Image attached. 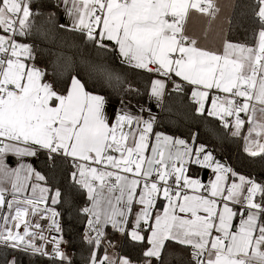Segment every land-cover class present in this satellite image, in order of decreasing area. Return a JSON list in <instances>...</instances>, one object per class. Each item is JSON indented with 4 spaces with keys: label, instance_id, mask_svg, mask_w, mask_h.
<instances>
[{
    "label": "snow or ice",
    "instance_id": "6c2138e0",
    "mask_svg": "<svg viewBox=\"0 0 264 264\" xmlns=\"http://www.w3.org/2000/svg\"><path fill=\"white\" fill-rule=\"evenodd\" d=\"M55 6L70 22L59 28L154 76L147 96L158 108L169 88L190 89L197 117L218 119L230 136L243 137L249 157L264 160V0L252 5L254 43L225 34L216 47L188 27L193 14L206 18V39L220 12L216 0H56ZM39 15L32 0H0V207L8 209L0 212V245L13 252L2 264H20L17 254L73 264L60 247L67 243L62 235H45L63 231L56 207L62 193L25 162L41 154L49 168L70 165L72 185L86 197L79 211L87 218V264H162L166 242L190 250L189 264H264V177L218 159L197 143L199 131L189 139L159 130L151 103L138 105L139 114L123 106L113 118L106 97L89 90L96 78L123 84L106 60H81L87 81L77 72L59 89L45 81L38 46L24 42ZM206 131L217 135L211 126ZM204 170L207 182L199 175ZM108 225L134 242L135 260L115 250Z\"/></svg>",
    "mask_w": 264,
    "mask_h": 264
},
{
    "label": "trees",
    "instance_id": "16d2710c",
    "mask_svg": "<svg viewBox=\"0 0 264 264\" xmlns=\"http://www.w3.org/2000/svg\"><path fill=\"white\" fill-rule=\"evenodd\" d=\"M254 3L255 0L235 1L227 32V38L231 42L254 43L256 31L255 18L252 13ZM32 5L33 11L38 10L41 15L36 17L37 28L34 29L33 36L24 42L33 44L34 48L38 46L36 64L45 71L43 77L45 81L59 89L65 80L70 82L73 72L79 73L80 78L87 81L88 77L85 74L87 68L81 60H91L96 63L106 60L122 77L123 84L117 87L113 82L112 86H109L102 79L96 78L89 82L91 85L89 90L104 95L106 101L115 105H120L122 98L123 101L129 103L147 104V90L154 76L122 64L111 54L98 53L94 46L84 43L79 33L69 31L67 28H59L61 9L55 6L54 0H32ZM50 12H56V16L50 19L48 16ZM53 20L55 23L52 22ZM65 69L67 70L66 75H62ZM189 96L190 90L185 94L174 92L171 88L168 89L162 98L161 107L155 112L157 124L161 126L159 130L189 139L190 132L199 131L200 139L197 143H206L216 155L226 160L241 174L255 176L257 179L264 177V160L259 157H249L243 151L238 138L230 136L227 130L220 127L218 119L207 117L206 113L203 117H197L194 104ZM206 126L215 128L217 135L209 134ZM34 168L48 178V185L61 189L62 195L57 205L61 212L60 223L63 229L60 236L62 235L63 240L67 242L61 243L62 249L71 257L73 264H87L90 246L83 240L87 218L79 211L85 205L86 197L72 185L69 175L70 165L59 164L54 169L49 168L46 157L41 154L36 157ZM206 172L207 170H204L199 175L205 178ZM106 232L108 239L116 242V251L130 256L133 260L136 259L140 250L133 246L134 242L122 238L119 233L108 226ZM188 251L174 264H189ZM12 254L11 250L0 247V264L5 255L10 259ZM17 259L20 264H50L49 260L19 254H17Z\"/></svg>",
    "mask_w": 264,
    "mask_h": 264
},
{
    "label": "crops",
    "instance_id": "0c3cea01",
    "mask_svg": "<svg viewBox=\"0 0 264 264\" xmlns=\"http://www.w3.org/2000/svg\"><path fill=\"white\" fill-rule=\"evenodd\" d=\"M235 1L236 0H216L217 5L220 7V12L218 13V16H217L215 22L211 26V29H210L206 39L204 38L203 32H204V28L207 26V20H206V18L201 17L198 14H193L189 19L188 27L190 29V32L195 33L198 36H200L201 43L207 47L220 46L221 41L224 38V35L226 34V36H227L230 17H231V14H232V11H233V8L235 5ZM54 2L56 3V0H54ZM60 9H61L60 23L68 22L67 17L64 14V9L62 7H60ZM68 23H70V22H68ZM217 33H219V35H217ZM221 50H222V46H221ZM149 103H151V110L155 114L156 110L158 109V107L156 106V102L154 100L149 101V99H148L147 104L145 106L147 107ZM123 106H127V108L129 110H131L133 113L139 114V113H137L138 104L129 103V102L124 101V105H121V103H120V105H115V104H112V103L106 101V110L113 117L115 115V112ZM246 132H247V129H246L245 133ZM243 146H244V140H242V142H241L242 149H243ZM216 156L218 159L222 160L218 155H216ZM35 159H36V157H27V158H25V162L32 164L34 167ZM15 160H16L15 157H11V156L8 157V162L13 167L15 166V164L13 163V161H15ZM204 176H205V178H203V180L205 182H207L208 170ZM10 197L11 196H7L6 199H8ZM4 207H5V205L3 207H0V212H2V210H4ZM108 227L111 228V225H108ZM166 243H167L168 247L165 248L164 250H162V257H161L162 264H174L175 261H177L181 257L185 256V254L188 250L183 246L176 245L174 242H166Z\"/></svg>",
    "mask_w": 264,
    "mask_h": 264
},
{
    "label": "built area",
    "instance_id": "2783aa9c",
    "mask_svg": "<svg viewBox=\"0 0 264 264\" xmlns=\"http://www.w3.org/2000/svg\"><path fill=\"white\" fill-rule=\"evenodd\" d=\"M241 115L243 116V114H241ZM113 118H114V117H113ZM244 119H245V121L247 122V117H244ZM246 129H247V127H244V128L242 129V131L245 132ZM242 140H243V137H239V138H238V142H239L240 144H241ZM8 199H11V197L8 198ZM49 203H50V201H49ZM56 207H57V206H56ZM58 210H59V209H58ZM4 211H8V209H7V205H6V204H5L4 210H2V212H4ZM0 222H1V223L3 222L2 217H0ZM42 223H46V221H42ZM20 230L22 231V228H21ZM45 235L50 239V238H51V235H57V236H60V233H48V232H45ZM37 243H39V241H37ZM0 247L6 249L5 246H3V245H0ZM60 247L62 248V244L60 245ZM47 248H48V250L50 251V250H51V244H48V245H47ZM7 250H11V251H12V249H7ZM35 258H41V259L49 260L48 258L43 257V256H40V255H36ZM188 259H189V261L191 260V257H190V250L188 251Z\"/></svg>",
    "mask_w": 264,
    "mask_h": 264
}]
</instances>
